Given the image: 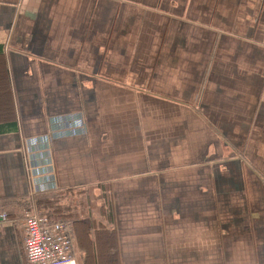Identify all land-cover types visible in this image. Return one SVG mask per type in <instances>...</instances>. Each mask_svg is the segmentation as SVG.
<instances>
[{
  "label": "crops",
  "instance_id": "0c3cea01",
  "mask_svg": "<svg viewBox=\"0 0 264 264\" xmlns=\"http://www.w3.org/2000/svg\"><path fill=\"white\" fill-rule=\"evenodd\" d=\"M0 51V264L46 192L72 264H264V0H0Z\"/></svg>",
  "mask_w": 264,
  "mask_h": 264
},
{
  "label": "built area",
  "instance_id": "2783aa9c",
  "mask_svg": "<svg viewBox=\"0 0 264 264\" xmlns=\"http://www.w3.org/2000/svg\"><path fill=\"white\" fill-rule=\"evenodd\" d=\"M6 220L5 217H3ZM23 251L27 264H72L71 229L67 222L49 221L28 199L21 217Z\"/></svg>",
  "mask_w": 264,
  "mask_h": 264
},
{
  "label": "trees",
  "instance_id": "16d2710c",
  "mask_svg": "<svg viewBox=\"0 0 264 264\" xmlns=\"http://www.w3.org/2000/svg\"><path fill=\"white\" fill-rule=\"evenodd\" d=\"M13 116V108L6 70H3V64L0 55V133L14 129L15 121ZM50 196L51 193L48 192L36 195L35 199L37 205L39 208L45 210L47 220L64 221L68 223V220H66L62 214V208L59 206L57 197Z\"/></svg>",
  "mask_w": 264,
  "mask_h": 264
},
{
  "label": "rangeland",
  "instance_id": "374dc122",
  "mask_svg": "<svg viewBox=\"0 0 264 264\" xmlns=\"http://www.w3.org/2000/svg\"><path fill=\"white\" fill-rule=\"evenodd\" d=\"M3 99V98H2Z\"/></svg>",
  "mask_w": 264,
  "mask_h": 264
}]
</instances>
